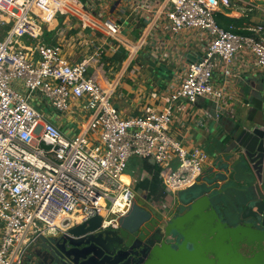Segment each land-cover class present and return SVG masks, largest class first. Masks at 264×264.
I'll list each match as a JSON object with an SVG mask.
<instances>
[{"label":"built area","instance_id":"2783aa9c","mask_svg":"<svg viewBox=\"0 0 264 264\" xmlns=\"http://www.w3.org/2000/svg\"><path fill=\"white\" fill-rule=\"evenodd\" d=\"M247 10L258 14L248 34L218 21ZM127 24L135 39L123 36ZM75 30L80 61L62 41ZM192 46L200 58L188 62L180 49ZM143 51L158 64L169 57L177 82L162 104L125 118L114 99ZM250 72L264 77V5L252 0H0V264H22L41 236L96 216L102 229L118 228L137 203L124 178L134 156L162 168L175 162L151 207L168 219L212 163L172 135L178 103L208 100L218 118L238 121V108L250 106L239 95Z\"/></svg>","mask_w":264,"mask_h":264},{"label":"water","instance_id":"95a60500","mask_svg":"<svg viewBox=\"0 0 264 264\" xmlns=\"http://www.w3.org/2000/svg\"><path fill=\"white\" fill-rule=\"evenodd\" d=\"M245 88L252 106L264 102V79L259 87L246 80ZM204 104L222 135L202 182L179 193L178 213L165 219L134 203L118 228L102 229L96 216L67 233L41 236L40 253L25 264H89L97 252L105 255L99 264L107 258L109 264H264V121L218 118L215 104Z\"/></svg>","mask_w":264,"mask_h":264},{"label":"crops","instance_id":"0c3cea01","mask_svg":"<svg viewBox=\"0 0 264 264\" xmlns=\"http://www.w3.org/2000/svg\"><path fill=\"white\" fill-rule=\"evenodd\" d=\"M241 17L242 14H238L233 18L241 19ZM138 33L139 30L137 28H132L130 24H127L123 31V36L132 40L138 36ZM196 34H193V36ZM78 36L79 33L75 30L62 38L63 45H65L67 55L71 61H80L82 59L80 53L82 52L80 51L81 40ZM188 37H192V35L189 34ZM167 39H170V36ZM180 51L185 54L188 62L196 61L200 58V52H197L196 48L193 46L190 48H181ZM163 59H165V61H159V69H156L154 72H151L148 67L138 65L139 69L123 82L119 93L114 99V104L123 117H137L141 115L145 105H160L166 100L169 91L177 82V73L175 71V66L171 64L170 58ZM262 79H264V77L260 73L250 72L244 74L243 80L239 85V95L241 100L246 103L248 102L250 106H241L238 108L239 122H243L249 117H255L259 122L264 121V102L255 99V106H252L250 101L252 95L245 88L246 80H251V83L255 87H259ZM178 107H181L183 110L175 111V117L171 128L172 135L176 139L181 140L185 147H199L209 154L212 163L210 166H206L205 170L207 172L215 160V148L218 147L216 138L221 137L222 128L214 119L204 116V112L208 110L202 99L195 105H190L185 100H182L178 103ZM60 119L61 118H58L59 121ZM67 127H70L69 124H66L65 130ZM128 166L129 172H127V176L130 177L131 185L136 192L137 203H144L152 207V202L158 203L163 201L165 197L164 180L166 175L175 168V162H172L166 168H162L148 161H141L133 158ZM131 168L133 170L130 171ZM260 186L264 191V170L263 182ZM166 214L167 216L170 214V209L166 211ZM31 248L27 250L25 257Z\"/></svg>","mask_w":264,"mask_h":264},{"label":"rangeland","instance_id":"374dc122","mask_svg":"<svg viewBox=\"0 0 264 264\" xmlns=\"http://www.w3.org/2000/svg\"><path fill=\"white\" fill-rule=\"evenodd\" d=\"M254 1L256 4H262L264 5V0H252ZM236 10H241L238 9V7H236ZM242 13V17H241V21L239 23H236L237 26L239 27H243V28H247L250 26H253V22L258 20V14L256 12V10H247V11H241ZM52 37L54 36H49L47 39H52ZM138 65L142 66V67H148L149 70H151V72H154L156 69L158 68V63L150 56V54L146 51H143L140 53L139 55V59L137 62ZM101 78V80H107V78H104L102 76H99ZM34 106L41 110L40 105H38L35 101L33 102ZM45 112L48 113L49 109H45ZM54 119H58V117L56 118V116L54 117ZM60 120H63L62 118ZM243 123H246V120L243 121ZM174 165V164H172ZM133 170L132 168L130 169V171Z\"/></svg>","mask_w":264,"mask_h":264},{"label":"flooded vegetation","instance_id":"af4514ba","mask_svg":"<svg viewBox=\"0 0 264 264\" xmlns=\"http://www.w3.org/2000/svg\"><path fill=\"white\" fill-rule=\"evenodd\" d=\"M248 119H252L253 121H255V122H259V121H257L256 119H255V117H249ZM260 122H262V121H260ZM246 123H247V125L248 124H250L247 120H246ZM180 206V205H179ZM170 213H172V214H176V213H178V209L176 210V211H172V212H170ZM40 244H41V241L40 240H38L37 242H35L30 248V250L28 251V254L26 255V257L24 256V258H23V263L22 264H25V263H27V261L30 259V257H36V255L37 254H39L40 253V250H41V247H40ZM125 251H128V249H124ZM134 252H137V250H134ZM85 255H81L80 257H84ZM93 256V254H91V255H89L88 257H87V259H89V258H91ZM105 256V255H104ZM104 256L103 255H101V253L100 252H97V256L95 257V259L94 260H91L90 262H89V264H99L102 260H103V258H104ZM131 256H133L132 255V253L129 255V257H131ZM140 256V255H139ZM137 258V257H136ZM86 259V260H87ZM78 260H79V263H81V262H83V261H85L84 259H79V258H77V259H75V262H78ZM113 260L112 259H109V258H107L106 260H105V263H102V264H109L110 262H112ZM70 264H72L71 262H70Z\"/></svg>","mask_w":264,"mask_h":264},{"label":"trees","instance_id":"16d2710c","mask_svg":"<svg viewBox=\"0 0 264 264\" xmlns=\"http://www.w3.org/2000/svg\"><path fill=\"white\" fill-rule=\"evenodd\" d=\"M218 21H219L220 25L225 27V28H228L229 26L234 25L237 28L236 31L238 33L248 34V32H244L242 30L243 27H239V26L236 25V23H239L241 21L240 19H235V18L231 19V18H227V17L219 14Z\"/></svg>","mask_w":264,"mask_h":264},{"label":"bare ground","instance_id":"6f19581e","mask_svg":"<svg viewBox=\"0 0 264 264\" xmlns=\"http://www.w3.org/2000/svg\"><path fill=\"white\" fill-rule=\"evenodd\" d=\"M133 158H136V159L141 160L139 156H134V157H132V158L130 159V161H131ZM130 161H129V162H130ZM128 165H129V164H128ZM127 172H129V166H128V167L126 168V170H125L124 178H125V180H126L127 183H131V179H130L129 176H127Z\"/></svg>","mask_w":264,"mask_h":264}]
</instances>
